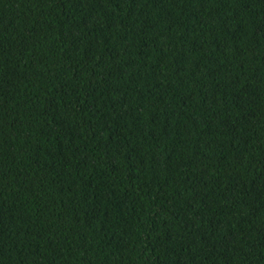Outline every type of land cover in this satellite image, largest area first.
I'll use <instances>...</instances> for the list:
<instances>
[{"label": "trees", "instance_id": "16d2710c", "mask_svg": "<svg viewBox=\"0 0 264 264\" xmlns=\"http://www.w3.org/2000/svg\"><path fill=\"white\" fill-rule=\"evenodd\" d=\"M0 264H264V0H0Z\"/></svg>", "mask_w": 264, "mask_h": 264}]
</instances>
